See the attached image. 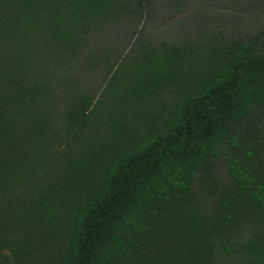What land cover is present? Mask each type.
Here are the masks:
<instances>
[{"label":"trees","instance_id":"obj_1","mask_svg":"<svg viewBox=\"0 0 264 264\" xmlns=\"http://www.w3.org/2000/svg\"><path fill=\"white\" fill-rule=\"evenodd\" d=\"M203 4L0 0V264H264V16Z\"/></svg>","mask_w":264,"mask_h":264},{"label":"rangeland","instance_id":"obj_2","mask_svg":"<svg viewBox=\"0 0 264 264\" xmlns=\"http://www.w3.org/2000/svg\"><path fill=\"white\" fill-rule=\"evenodd\" d=\"M201 6L204 8V13L208 15L211 14V9H216V11L226 16L228 13L240 12L244 15L238 18L237 21H240L239 24H241V22L244 24L254 22L250 13L255 11V16H257V18L264 16V0H204V4L199 5V7ZM260 8H262V10H260Z\"/></svg>","mask_w":264,"mask_h":264}]
</instances>
